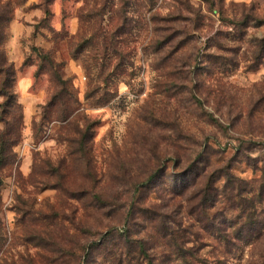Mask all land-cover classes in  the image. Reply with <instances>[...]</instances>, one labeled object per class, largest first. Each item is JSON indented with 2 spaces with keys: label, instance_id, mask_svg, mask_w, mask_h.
I'll use <instances>...</instances> for the list:
<instances>
[{
  "label": "rangeland",
  "instance_id": "obj_1",
  "mask_svg": "<svg viewBox=\"0 0 264 264\" xmlns=\"http://www.w3.org/2000/svg\"><path fill=\"white\" fill-rule=\"evenodd\" d=\"M3 49L0 264H264V0H25Z\"/></svg>",
  "mask_w": 264,
  "mask_h": 264
},
{
  "label": "trees",
  "instance_id": "obj_2",
  "mask_svg": "<svg viewBox=\"0 0 264 264\" xmlns=\"http://www.w3.org/2000/svg\"><path fill=\"white\" fill-rule=\"evenodd\" d=\"M51 1L53 0H43L44 7L48 6ZM24 2L25 0H0V97L2 98L0 122L5 126V129L10 126L8 131L4 129L0 134V167L7 166L11 163V150L20 140L18 128L21 122V107L17 104V97L12 91L15 72L13 66L5 56L3 46L6 40V30L11 21V15L15 7ZM47 13L48 11L45 10V14ZM33 51L38 53V59L41 63L36 72V76L44 70L48 71L55 86L61 90L53 100L55 102L63 101V97L67 96L68 92L66 89V81L59 74V71L57 72L59 65L55 64L47 54L39 53L36 49ZM44 63L48 67H45ZM223 178L225 181H228L229 174L225 172ZM214 180L213 177L208 176L204 185L193 196L198 198L197 205L203 211L212 207L211 203H215L216 198L212 194L214 192V184L217 180Z\"/></svg>",
  "mask_w": 264,
  "mask_h": 264
}]
</instances>
